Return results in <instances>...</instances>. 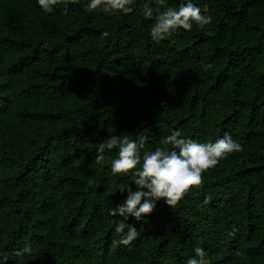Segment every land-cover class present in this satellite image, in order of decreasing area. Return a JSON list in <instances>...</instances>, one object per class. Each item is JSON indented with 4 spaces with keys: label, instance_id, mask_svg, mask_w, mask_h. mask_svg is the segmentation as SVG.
I'll return each instance as SVG.
<instances>
[{
    "label": "trees",
    "instance_id": "obj_1",
    "mask_svg": "<svg viewBox=\"0 0 264 264\" xmlns=\"http://www.w3.org/2000/svg\"><path fill=\"white\" fill-rule=\"evenodd\" d=\"M86 2L46 14L35 0H0V255L185 264L199 246L209 264H264V0H193L212 22L158 44L145 0L117 15ZM174 128L198 142L227 131L242 151L173 208L161 198L145 220L130 217L138 236L121 244L108 209L131 178L110 172L115 149L97 163L96 148L115 134L154 149Z\"/></svg>",
    "mask_w": 264,
    "mask_h": 264
},
{
    "label": "clouds",
    "instance_id": "obj_2",
    "mask_svg": "<svg viewBox=\"0 0 264 264\" xmlns=\"http://www.w3.org/2000/svg\"><path fill=\"white\" fill-rule=\"evenodd\" d=\"M78 0H35L40 10L51 14L57 6L67 10ZM136 0H87L84 11H100L106 15L128 14L133 11ZM168 0H145L142 15L152 18L149 37L155 43L173 37L178 31H191L195 23L200 28L210 24L213 17L208 14L207 6L203 8L193 0H184L177 7L167 6ZM108 31L101 32L107 37ZM205 69L211 65H205ZM161 146L145 150L144 138L131 139L128 135L109 134L99 142L96 148L97 163L105 162L104 153L113 149L116 155L111 158L110 172L131 178V184L118 186L121 193H126L122 203L108 209V214L119 217L114 224V232L119 235L120 243L128 245L138 236V230L129 218L142 221L147 218L163 198L166 205L172 208L192 188L202 184V173L215 167L221 160L233 152L242 151L238 143L227 131L215 141L198 142L184 136L179 128L169 130L161 141ZM209 197H205L207 202ZM235 230L229 232L234 235ZM5 236L0 233V238ZM31 245L25 243L16 249L15 255L23 257L30 254ZM208 252L203 247H196L194 255L186 259L185 264H209ZM8 255H0V264H7Z\"/></svg>",
    "mask_w": 264,
    "mask_h": 264
}]
</instances>
